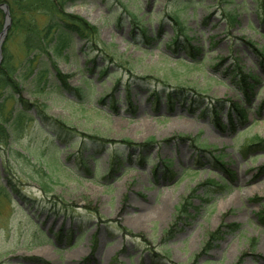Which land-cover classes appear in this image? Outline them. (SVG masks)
I'll use <instances>...</instances> for the list:
<instances>
[{"label": "rangeland", "instance_id": "obj_1", "mask_svg": "<svg viewBox=\"0 0 264 264\" xmlns=\"http://www.w3.org/2000/svg\"><path fill=\"white\" fill-rule=\"evenodd\" d=\"M6 2L0 67L5 56L20 67L16 0ZM65 12L98 36L71 34L64 51L43 55L68 90L53 77L43 92L24 82L23 98L71 132L10 127L0 264H264V148L246 152L264 141V0H81ZM174 17L188 42L174 44ZM240 74L260 82L249 101Z\"/></svg>", "mask_w": 264, "mask_h": 264}, {"label": "trees", "instance_id": "obj_2", "mask_svg": "<svg viewBox=\"0 0 264 264\" xmlns=\"http://www.w3.org/2000/svg\"><path fill=\"white\" fill-rule=\"evenodd\" d=\"M81 0H16V10H13V18L15 20V25L18 30H22L23 35V47L25 51V58L22 62V66H16L12 63L7 56L4 57V61L0 67V150L4 147L10 146V127L17 128L20 125L30 124L33 121L40 123L42 127L53 126L57 128L58 132L56 135L60 136V131L71 132V129L58 119L49 117L44 109H42L37 104H32L31 102L25 100L22 96L24 92L25 81L32 79V83L37 86V90L43 92L46 85L49 84L50 77H53L60 85L61 89L68 90V77L64 75L58 67L52 62L53 72L49 71L47 68H41L40 64L44 61L42 60L43 55H48L49 50L54 48L56 52L64 51L68 46H70L71 34L78 36L80 39L87 41V43H94V40L98 36L97 27L90 26L84 20L73 17L65 12V6L68 3L75 4ZM0 3H7L6 0H0ZM14 6V5H13ZM19 15V16H18ZM42 15L47 18L44 24H40L38 21V16ZM232 24L237 20L231 13L228 14ZM2 17L3 13L0 10V31L2 29ZM172 20L177 24L179 29V34L173 38L174 44H179L181 38H185L188 42L189 38L184 30V24L178 18L174 17ZM143 36L146 41L151 39L147 36V31L143 30ZM250 46L255 48L250 44ZM193 47V46H192ZM189 45L187 54L193 61L197 60V55L199 52ZM259 56L264 58V52L257 50ZM260 52V53H259ZM29 73V74H27ZM106 71L104 72V74ZM238 84L243 91L247 101L251 100L253 96V90L259 85L257 78L253 75H236ZM252 94V95H251ZM7 95V97H5ZM18 96V99L16 98ZM5 97V98H4ZM169 100L173 99V95L167 96ZM12 102L9 109H7V102ZM168 105L173 104V100L168 102ZM18 105L15 109L14 106ZM235 110L243 113L246 117V110L243 106L234 105ZM43 107V106H42ZM34 110L35 114L32 115L31 110ZM217 117L218 112L215 111ZM59 142L63 143L62 139L58 138ZM154 142L151 139L144 146L149 145ZM124 143L130 148L135 146L131 141L124 140ZM261 146L264 148V141L256 138L253 144L248 145L246 152L251 151L252 146ZM73 146V143L69 144ZM65 146L66 148L69 147ZM57 150L59 147L56 145ZM9 184H12L11 180ZM4 189H2V192ZM187 201L184 202L183 209L185 210V205ZM218 233H213L209 237L214 239ZM209 246V245H208Z\"/></svg>", "mask_w": 264, "mask_h": 264}, {"label": "water", "instance_id": "obj_3", "mask_svg": "<svg viewBox=\"0 0 264 264\" xmlns=\"http://www.w3.org/2000/svg\"><path fill=\"white\" fill-rule=\"evenodd\" d=\"M0 9H2L5 12L6 15V23H5V27L3 29V32L0 34V63L2 60V45L4 42V38L6 37V34L9 30V26H10V15H9V11H8V6L6 4H0Z\"/></svg>", "mask_w": 264, "mask_h": 264}]
</instances>
